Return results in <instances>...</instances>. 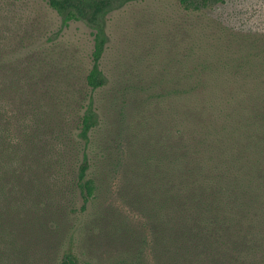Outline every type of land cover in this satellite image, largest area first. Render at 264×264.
<instances>
[{"label":"trees","instance_id":"obj_1","mask_svg":"<svg viewBox=\"0 0 264 264\" xmlns=\"http://www.w3.org/2000/svg\"><path fill=\"white\" fill-rule=\"evenodd\" d=\"M132 1L46 0L61 18L50 40L71 21L92 29L83 79L0 42V264H80L78 231L120 243L117 264H264V36L230 0H181L220 10L212 46L179 59L161 91H125L110 127L96 98L109 82L107 22ZM120 171L138 223L97 201Z\"/></svg>","mask_w":264,"mask_h":264},{"label":"rangeland","instance_id":"obj_2","mask_svg":"<svg viewBox=\"0 0 264 264\" xmlns=\"http://www.w3.org/2000/svg\"><path fill=\"white\" fill-rule=\"evenodd\" d=\"M230 4L233 9L238 5L247 28L264 36V0H230ZM219 11L191 12L181 0H137L109 15L110 41L101 62L109 82L96 91V98L110 127L115 124V117L121 118L120 108L127 106L125 91L131 95L130 91L136 93L147 86L146 92L161 91L159 80L175 79L179 59L190 64L194 56L191 51L197 44L212 46L207 26H213L209 19L218 16ZM240 22L242 19L233 25L243 26ZM60 23V16L46 0H0V42L13 51L21 47L24 52L16 53L15 57H24L30 48H39L38 53L45 54L49 61L72 69L83 79L92 67V29L83 21H71L54 41L50 40ZM195 28L200 29L199 34ZM121 141L122 149H126V140L119 139L115 144L120 147ZM122 175L120 171L97 201L100 205H113L138 223L140 216L119 197ZM94 206L92 203L90 208L93 210ZM83 233L78 231L74 240L80 264H117L128 258L120 243L107 237L98 242V238L91 240V235Z\"/></svg>","mask_w":264,"mask_h":264}]
</instances>
